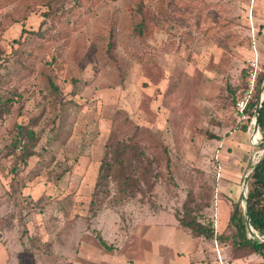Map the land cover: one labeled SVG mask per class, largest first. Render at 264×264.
Returning <instances> with one entry per match:
<instances>
[{
  "label": "rangeland",
  "instance_id": "rangeland-1",
  "mask_svg": "<svg viewBox=\"0 0 264 264\" xmlns=\"http://www.w3.org/2000/svg\"><path fill=\"white\" fill-rule=\"evenodd\" d=\"M263 12L0 0V264H130L152 210L213 228L223 194L242 207L264 148L235 101L264 96Z\"/></svg>",
  "mask_w": 264,
  "mask_h": 264
},
{
  "label": "crops",
  "instance_id": "crops-1",
  "mask_svg": "<svg viewBox=\"0 0 264 264\" xmlns=\"http://www.w3.org/2000/svg\"><path fill=\"white\" fill-rule=\"evenodd\" d=\"M259 17V37L264 40V12ZM223 195L224 197L220 194L223 198L216 203L213 228L210 227L213 235L209 238L192 235L186 227L179 224L175 216L166 211L152 210L144 225H140L137 231L138 243L145 246L139 247V256L130 264H205L214 259L216 251L228 258L231 264H264V250L262 253L246 252L232 245L230 236L228 250L218 241L226 238L223 234L230 227V204L236 202L232 198V192ZM225 202L229 203L228 206Z\"/></svg>",
  "mask_w": 264,
  "mask_h": 264
},
{
  "label": "trees",
  "instance_id": "trees-1",
  "mask_svg": "<svg viewBox=\"0 0 264 264\" xmlns=\"http://www.w3.org/2000/svg\"><path fill=\"white\" fill-rule=\"evenodd\" d=\"M264 81V75L257 80V85ZM257 109V110H256ZM256 110V112H255ZM250 119L255 117V125L260 135L259 146L264 148V96L260 101V106L256 108V100L246 102L242 111V116ZM21 129V127H19ZM244 129V127H243ZM31 154V151L23 153L22 162ZM250 181L244 195V206L239 205V201L231 202L228 224L232 228L230 239L232 245L246 252L262 253L264 250V152L252 166L249 175ZM185 206V205H183ZM246 218L248 224H246ZM178 222L186 227L192 235L211 237L210 227L199 223L193 217H179ZM251 231H250V229ZM100 244L103 243L99 240Z\"/></svg>",
  "mask_w": 264,
  "mask_h": 264
},
{
  "label": "built area",
  "instance_id": "built-area-1",
  "mask_svg": "<svg viewBox=\"0 0 264 264\" xmlns=\"http://www.w3.org/2000/svg\"><path fill=\"white\" fill-rule=\"evenodd\" d=\"M251 65L252 66H256V60L255 61L253 60L252 63H251ZM251 76L253 78L254 74H251ZM249 83H251V85H249V88L243 93V95L240 98H238L235 101V107H236L237 111L241 115H242V111H243V109H244V107L246 105V102L250 98V96H249V93H250L249 89L252 88V80L249 81ZM261 99L257 100V102H256V108L260 106ZM250 119H251V124L253 125V131H254V135H253L254 137L253 138H254V142H255L256 141V138H259L260 139V135L258 134L259 132H258L257 127L255 125V117L252 116ZM250 231H251V229H250ZM205 264H231V263H230V261H229L228 258L224 257L219 251H216L214 259H212L211 261H208Z\"/></svg>",
  "mask_w": 264,
  "mask_h": 264
},
{
  "label": "water",
  "instance_id": "water-1",
  "mask_svg": "<svg viewBox=\"0 0 264 264\" xmlns=\"http://www.w3.org/2000/svg\"><path fill=\"white\" fill-rule=\"evenodd\" d=\"M256 110H257V109H256ZM256 110H255V112H256ZM243 199H244V196H243ZM246 224H248L247 218H246Z\"/></svg>",
  "mask_w": 264,
  "mask_h": 264
}]
</instances>
